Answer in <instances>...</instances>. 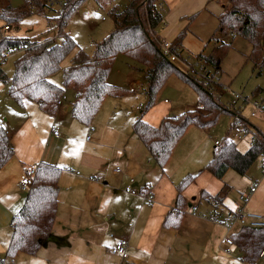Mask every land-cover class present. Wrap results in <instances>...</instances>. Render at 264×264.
<instances>
[{
    "label": "crops",
    "instance_id": "0c3cea01",
    "mask_svg": "<svg viewBox=\"0 0 264 264\" xmlns=\"http://www.w3.org/2000/svg\"><path fill=\"white\" fill-rule=\"evenodd\" d=\"M112 2L101 0L100 5L107 9ZM225 2L162 0L164 20L158 32L164 40L173 41L186 30L183 43L177 45L186 56L201 52L208 54L221 41L232 42L221 62L220 75H217L219 81L233 93L250 98L264 96V68L258 72L248 60L251 43L241 36L218 30V17ZM211 39L216 41L209 45ZM193 47L198 51H193ZM134 64L144 77L146 94V69L136 62ZM108 80L116 84L110 76ZM137 83L131 85L139 86ZM164 101L170 103L167 98ZM72 102L51 116L42 111L38 103L27 106L32 103L27 101L19 107L8 93H0V126L6 128L14 148L13 156L0 167L1 256L6 253L12 235L13 216L23 206L29 190L22 188L21 176L27 166L45 161L62 168L54 226L36 254L19 253L9 258L12 264H249L237 244L227 246L222 242L224 236L241 226L236 224L228 231L222 223L192 214L190 206L196 203L203 211L215 210L222 218L240 208L264 213L263 173L256 174L250 184L238 190L236 204H226L225 198L214 203L213 197L224 186L228 187L229 195L237 180L230 183L228 172L218 178L204 169L212 157L216 141H220L209 142L211 128L190 127L163 168L135 133L133 123L142 117L150 124L158 125L170 113L163 110L157 116H144V111L128 122L111 120L108 123L111 117L114 118L112 114L106 126L100 128L94 120L90 125L79 122L74 117ZM231 103L240 116L264 134V111L254 112L252 104L241 99L234 98ZM196 108L197 101L196 106L183 107L173 116ZM142 109V103L136 105V110ZM226 114L231 123L234 115ZM53 127H60L59 136L53 134ZM246 139L250 145L245 151L252 146L250 139ZM117 166L121 168L120 172L115 170ZM66 167L79 170L80 174L67 171ZM187 174L197 176L184 190L187 204L180 226L167 227L165 219L176 207L177 184ZM254 181H258V189L248 202L243 203L240 194L247 192ZM129 189L138 193L133 194ZM203 193L206 197L202 196ZM120 238L128 240L126 257L112 252ZM258 261L264 264V258Z\"/></svg>",
    "mask_w": 264,
    "mask_h": 264
},
{
    "label": "trees",
    "instance_id": "16d2710c",
    "mask_svg": "<svg viewBox=\"0 0 264 264\" xmlns=\"http://www.w3.org/2000/svg\"><path fill=\"white\" fill-rule=\"evenodd\" d=\"M45 1L24 0L21 6H16L11 0H0V19L5 22L6 27L18 28L25 15L33 11H44L46 6L50 7ZM86 1L66 0L58 13L50 16L49 20L54 22L57 37L37 41L16 34L0 35V56L7 49L24 48L14 61L12 75H8L0 66V80L7 86L8 94L18 105L24 106L27 101H34L42 111L55 116L60 101L71 87L75 92L71 105L74 117L79 122L90 125L104 97H120L128 93L125 88L108 80L119 54L128 56L146 69V108L151 105L169 76L177 74L195 89L198 108L176 116H165L158 125H152L142 117L133 123L135 133L147 145L152 158L163 168L176 143L191 124L200 128H211L224 113H231L234 117L240 115L233 103L222 101L225 86L219 78L215 79V75H220L221 62L232 47V42L221 41L206 54L212 67L211 76L197 75L190 70L183 71L162 53L165 40L158 32V27L164 20L163 12L158 6L162 0H130L124 8L116 4L109 8L113 28L102 39L94 41V50L90 53L67 30L71 16ZM225 1L224 9L218 17V30L233 31L235 36L247 39L252 46L248 60L260 72L264 68V0ZM186 32L182 31L171 41L172 45H181ZM72 51L75 53L70 65L63 72V83L53 82L50 77L60 69L62 61ZM178 54L182 57L180 52ZM256 132L258 142L244 152L229 137L228 132L214 147L212 157L204 169L218 178H223L230 169L245 175L264 152V134L259 130ZM13 154L10 137L6 128L1 125L0 167ZM61 174L62 168L59 165L39 162L25 202L13 216L12 235L5 255H0V264H6L8 258H14L19 253L36 254L46 241L56 218ZM196 176L197 174H187L177 184L176 207L165 219L164 224L167 227L180 226L187 204L184 190ZM227 192L228 187L224 186L213 197L214 203L221 202ZM202 196L206 197V194L203 193ZM231 237L244 251V260L253 263L259 259L264 246V228L243 226L232 233Z\"/></svg>",
    "mask_w": 264,
    "mask_h": 264
},
{
    "label": "rangeland",
    "instance_id": "374dc122",
    "mask_svg": "<svg viewBox=\"0 0 264 264\" xmlns=\"http://www.w3.org/2000/svg\"><path fill=\"white\" fill-rule=\"evenodd\" d=\"M100 1L101 0H87L77 10V12L71 16L67 27V30H69L70 33L76 38L77 43L90 53L94 50V41L102 39L106 33H108L113 28V20L109 15V8L115 4L120 8H123L128 2V0H112V4L107 9H105L100 5ZM11 2L16 6H21L24 3V0H11ZM46 7L47 8L44 11H33L25 15L21 19L18 28L6 27L4 24L5 22L3 20L2 22L0 21V35L3 36L8 33L16 34L18 36L26 38L28 37L37 41L57 37L56 29L53 27L54 22L51 19L49 20L50 16L53 15V11L50 9V7ZM213 41L216 40L211 39L209 45H211ZM197 49L198 48L196 47L192 48L193 51H198ZM74 53L75 51H72L62 61L60 69L52 74L51 80L53 82L55 81V83L58 84L63 83V72L70 65L71 58L73 57ZM180 53L183 57L187 55L183 53V51ZM17 56L18 55L16 54L11 55L6 60V62L2 64V68L7 72L8 75H12L14 71V61ZM133 62L134 61L132 59L124 54L118 55L113 66V71L109 75L110 80L128 90V93L120 97H104L100 109L94 119L95 125L99 126L100 128H104L106 126L107 120L112 116V114H114V118L111 117L108 120V123H110L111 120H114L117 123H124L131 120L135 115H141L144 111V116H157L159 115L158 113L163 110L167 111V113H170L167 116H172L174 115L173 113L178 112L183 107H191L193 105L196 106L197 95L193 86L185 81L181 76L172 74L158 90L151 105L146 108L147 96L143 90L145 87V80L142 73L135 69V62ZM174 63L178 68L182 70L184 69L183 71H187L185 69L187 64L181 56H179L178 60ZM135 82H138L137 84L139 85L136 92L131 91L130 89L132 86L131 84ZM142 83L144 86L140 87ZM1 92L8 93L5 84L0 80V93ZM233 94L234 93L232 90L225 88V91L222 95V101L225 103H230L235 98ZM166 98L170 101V103H165L164 99ZM72 101H74L73 88L69 87L66 91L65 97L61 100L62 104H59V109L60 107H66L67 104L69 105V103ZM33 102L34 101H32V103L28 104L27 106L35 105L36 102ZM140 103L143 104V109L138 111L136 110V105ZM16 106L20 107V105L17 103ZM194 126L196 125L191 124L186 129L182 137L186 136L190 131V127ZM228 132L229 135H231L230 117L228 114L224 113L219 118V121L213 127H211L209 142L215 143L217 139L221 141L223 136ZM234 141L243 151H245L250 145L248 139L245 138L234 139ZM227 172V180L230 183H232L234 180H237L235 186L230 188V194L225 197V203L228 205L236 204L238 190L243 189L248 184H250L251 180H253V177L256 174L259 172L262 173L258 159L254 162L245 175H241L233 169H230ZM6 264H12L9 258L6 260Z\"/></svg>",
    "mask_w": 264,
    "mask_h": 264
},
{
    "label": "built area",
    "instance_id": "2783aa9c",
    "mask_svg": "<svg viewBox=\"0 0 264 264\" xmlns=\"http://www.w3.org/2000/svg\"><path fill=\"white\" fill-rule=\"evenodd\" d=\"M66 0H46L45 2L52 8H50L54 14H57L60 8L63 6ZM159 8L162 10L163 5L159 3ZM229 35L234 36L235 33L233 31H227ZM24 50L23 47L19 48H10L2 53L0 56V66L6 62V60L11 55H18ZM180 49L178 46H173L170 40H165L162 44V53L163 55L172 62H176L179 58ZM184 61L186 62V70H190L191 72L197 75H205L208 74L211 76L210 71H212L211 64L205 53H197L194 55L185 56ZM184 70V69H183ZM215 79H218L217 75H215ZM139 86H132L131 91H137ZM234 97L236 100H243V102H249L252 104L254 112L256 111H264V96H259L257 98L246 97L240 93H234ZM61 102V101H60ZM142 107V105H140ZM52 132L55 136H59L60 131L57 127L52 128ZM231 139H246L249 138L251 145H254L258 142L259 138L256 132V129L252 126L250 122H247L242 116L239 114L236 115L231 122V135H229ZM220 141H216V145H218ZM259 165L262 173L264 174V152L258 157ZM39 167V162L31 164L27 166L24 170V173L21 176L20 184L23 189H27L33 183V179L36 175L37 169ZM65 170L75 172L76 174H80L79 170H74L71 167H66ZM117 172L121 171V168L117 166L115 168ZM93 178V176L91 177ZM258 189V181H254L247 192L240 194V200L243 203H246L250 200L251 196ZM131 193H138L135 189H129ZM190 211L194 215H198L204 218H209L215 222L222 223L228 231L233 230L234 225H239L241 227L248 226L252 228H264V213L260 212H252L248 211L244 208H240L234 212L229 213V215L225 218H222L215 210L206 211L201 210L199 205L196 203L191 204ZM231 234L224 236L222 242L227 246H232L234 241L231 237ZM127 246L128 240L125 238H120L116 241L115 246L112 248V252L114 254L120 255L122 257L127 256ZM229 250V248H227ZM259 258H264V246L259 254ZM249 264H261L258 260Z\"/></svg>",
    "mask_w": 264,
    "mask_h": 264
}]
</instances>
